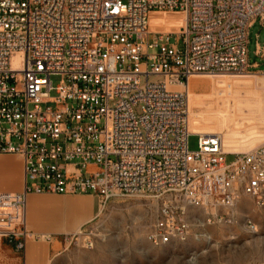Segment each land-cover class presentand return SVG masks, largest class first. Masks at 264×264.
Here are the masks:
<instances>
[{"label":"built area","instance_id":"2783aa9c","mask_svg":"<svg viewBox=\"0 0 264 264\" xmlns=\"http://www.w3.org/2000/svg\"><path fill=\"white\" fill-rule=\"evenodd\" d=\"M151 12L180 14L181 29L151 31ZM255 22L264 0H0V156L23 170L22 191L0 194V240L24 252L30 195H92L100 213L151 200L155 247L187 240L190 209L212 224L230 223L244 198L263 208L264 145L227 153L220 135L190 133L188 108L191 77L257 68ZM83 232L71 237L92 250Z\"/></svg>","mask_w":264,"mask_h":264},{"label":"rangeland","instance_id":"374dc122","mask_svg":"<svg viewBox=\"0 0 264 264\" xmlns=\"http://www.w3.org/2000/svg\"><path fill=\"white\" fill-rule=\"evenodd\" d=\"M257 43H264V29L255 25L250 29L248 37V64H258V68L251 69L248 74L200 77L244 78L254 75L262 77L264 62L255 55ZM149 80L155 79L150 77ZM50 81L53 87H56L62 79L53 76ZM204 87L199 80L191 81L193 91H202ZM255 96L253 111L257 113L262 111L264 92L262 98L261 91ZM135 113L139 115L140 108H137ZM261 145H264V139L249 150ZM188 150L191 152L198 150V136H189ZM13 158L20 160L17 157ZM232 159L227 158L228 161ZM155 208L154 202L143 199L108 203L99 217L83 229L84 234L92 233L94 248L92 250L85 248V235L70 237L65 244L67 248L50 264H264V207L260 210L261 216L254 217V211L257 209L251 199L244 198L241 201L237 215L230 223H218L215 220L208 224L209 217L203 211L190 209V232L187 240L163 247H155L145 238ZM253 224L258 225V231H254ZM17 256L21 254L14 252L7 242L0 240V264H11Z\"/></svg>","mask_w":264,"mask_h":264},{"label":"crops","instance_id":"0c3cea01","mask_svg":"<svg viewBox=\"0 0 264 264\" xmlns=\"http://www.w3.org/2000/svg\"><path fill=\"white\" fill-rule=\"evenodd\" d=\"M179 18L178 13L151 12L149 29L154 32H178L181 29V23L177 21ZM255 25L264 29V24L261 26L255 22ZM256 37L259 38V35ZM263 49L264 43L256 44L255 55L264 62ZM254 65L258 68V64ZM261 73L262 77H191L188 82L191 132L222 134L224 150L231 154L246 152L264 139V104L262 111H253L255 94L261 91L262 98L264 92V69ZM192 80L201 81L204 89L193 91ZM22 188L21 161L13 156H0V194L19 193ZM255 208L254 217L259 218L262 208ZM99 215L98 200L92 195L28 196L25 223L30 236L24 252L11 264H50L67 248L65 244L70 237L94 222ZM258 228L253 224L255 231Z\"/></svg>","mask_w":264,"mask_h":264},{"label":"bare ground","instance_id":"6f19581e","mask_svg":"<svg viewBox=\"0 0 264 264\" xmlns=\"http://www.w3.org/2000/svg\"><path fill=\"white\" fill-rule=\"evenodd\" d=\"M188 108H189V103H188ZM189 131H190V133H192L191 130H190V127H189ZM192 134H195V133H192ZM197 135H200V136L220 135L221 138H222V143H223V136H222V134H220V133H213V134H202V133H198ZM79 232H80V231H79ZM79 232H78V233H79ZM76 234H77V233H76Z\"/></svg>","mask_w":264,"mask_h":264}]
</instances>
